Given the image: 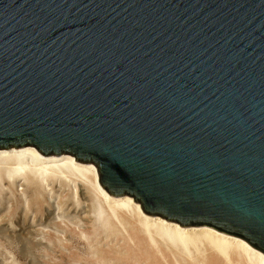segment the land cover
<instances>
[{
  "label": "water",
  "instance_id": "95a60500",
  "mask_svg": "<svg viewBox=\"0 0 264 264\" xmlns=\"http://www.w3.org/2000/svg\"><path fill=\"white\" fill-rule=\"evenodd\" d=\"M24 145L264 253V0H0V149Z\"/></svg>",
  "mask_w": 264,
  "mask_h": 264
},
{
  "label": "rangeland",
  "instance_id": "374dc122",
  "mask_svg": "<svg viewBox=\"0 0 264 264\" xmlns=\"http://www.w3.org/2000/svg\"><path fill=\"white\" fill-rule=\"evenodd\" d=\"M32 180H9L0 168V264H229L209 248L189 256L151 240L135 217L97 219L75 182ZM231 264L246 263L233 256Z\"/></svg>",
  "mask_w": 264,
  "mask_h": 264
},
{
  "label": "bare ground",
  "instance_id": "6f19581e",
  "mask_svg": "<svg viewBox=\"0 0 264 264\" xmlns=\"http://www.w3.org/2000/svg\"><path fill=\"white\" fill-rule=\"evenodd\" d=\"M0 168L5 171L9 180H16L17 182L28 181L29 179L33 181L32 179H34L41 181L43 184V182L47 183L48 180L53 181V183H56V180H63L64 182H75L76 189L86 187L92 198L89 204L93 202L92 205H94V208L91 207V211L95 213L97 219L105 214H111L114 217L118 213L124 217H135L151 240L156 235L162 242L179 249L186 255L191 256L192 252L200 253L209 248L229 264H231L233 256L246 264H264V253L238 236L221 232L206 225L181 226L161 216L146 214L140 204L129 195L112 196L100 184L96 166L91 162L78 161L71 154L44 155L30 145L4 148L0 149ZM66 182L65 185L68 184L69 186V183ZM33 186L31 185V187ZM39 186L41 188V184ZM66 188H68L67 185ZM77 191L79 192V190ZM114 219L116 220V218ZM107 225L105 224L106 227ZM120 233L122 232L120 231Z\"/></svg>",
  "mask_w": 264,
  "mask_h": 264
}]
</instances>
